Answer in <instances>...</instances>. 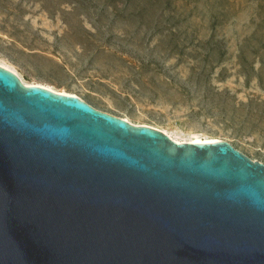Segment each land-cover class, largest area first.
Segmentation results:
<instances>
[{"label": "water", "instance_id": "1", "mask_svg": "<svg viewBox=\"0 0 264 264\" xmlns=\"http://www.w3.org/2000/svg\"><path fill=\"white\" fill-rule=\"evenodd\" d=\"M0 264H264V164L0 66Z\"/></svg>", "mask_w": 264, "mask_h": 264}, {"label": "rangeland", "instance_id": "2", "mask_svg": "<svg viewBox=\"0 0 264 264\" xmlns=\"http://www.w3.org/2000/svg\"><path fill=\"white\" fill-rule=\"evenodd\" d=\"M0 61L264 164V0H0Z\"/></svg>", "mask_w": 264, "mask_h": 264}, {"label": "bare ground", "instance_id": "3", "mask_svg": "<svg viewBox=\"0 0 264 264\" xmlns=\"http://www.w3.org/2000/svg\"><path fill=\"white\" fill-rule=\"evenodd\" d=\"M0 66L5 68V69H8V70L14 72L15 74H17L23 80V77L12 66L8 65L5 62H1V61H0ZM29 84L43 86V87L49 88V89H51L53 91H56V92H59V93L74 94V93H68V92L63 91V90H57V89H55V88H53V87H51L49 85H45V84H40V83H29ZM74 95H76V94H74ZM78 97H80V96H78ZM124 119L127 120L128 122L136 125V126H148V127L154 128L156 130H159V131L163 132L164 134L168 135L172 140H174L178 144H188V143H190V144H214V143H217V142H220V141H224L223 139H219V138H208V137L202 138L201 136L195 135V134H189V135H182L181 134L180 135L178 133H173V132L171 133V132H169L167 130H164V129H161V128H158V127H155V126H152V125L136 124V123L132 122L128 117H124Z\"/></svg>", "mask_w": 264, "mask_h": 264}]
</instances>
